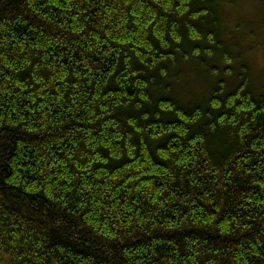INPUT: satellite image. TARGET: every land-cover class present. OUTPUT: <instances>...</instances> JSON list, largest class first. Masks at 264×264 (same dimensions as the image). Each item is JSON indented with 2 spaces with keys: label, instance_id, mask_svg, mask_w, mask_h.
<instances>
[{
  "label": "trees",
  "instance_id": "16d2710c",
  "mask_svg": "<svg viewBox=\"0 0 264 264\" xmlns=\"http://www.w3.org/2000/svg\"><path fill=\"white\" fill-rule=\"evenodd\" d=\"M222 4L0 0V264H264V92Z\"/></svg>",
  "mask_w": 264,
  "mask_h": 264
},
{
  "label": "clouds",
  "instance_id": "9594fccd",
  "mask_svg": "<svg viewBox=\"0 0 264 264\" xmlns=\"http://www.w3.org/2000/svg\"><path fill=\"white\" fill-rule=\"evenodd\" d=\"M222 10L226 37L238 42V50L243 53L241 62L249 65V86L255 92H264V0H239L235 5L231 0H223ZM239 15L259 21L256 24V35L237 34L234 21Z\"/></svg>",
  "mask_w": 264,
  "mask_h": 264
},
{
  "label": "rangeland",
  "instance_id": "374dc122",
  "mask_svg": "<svg viewBox=\"0 0 264 264\" xmlns=\"http://www.w3.org/2000/svg\"><path fill=\"white\" fill-rule=\"evenodd\" d=\"M237 3L239 2V0H235ZM225 22V21H224ZM259 23V21H254L249 19L248 17L244 16V15H239L236 17L235 21H234V27L237 31L238 35H243V34H248V35H256V24ZM225 39L226 37V30L223 31ZM227 43L229 44V46L234 50V53H242V51H239L237 49H239V44L238 42H236L235 40H230L227 38ZM236 51V52H235ZM243 54V53H242ZM216 67L218 68H222L224 67L221 64H215ZM238 71V67L235 66L233 67V72L234 74ZM173 74V73H172ZM175 74V73H174ZM173 76V75H172ZM187 80L186 82V86L185 88L183 87V89H177L174 90L173 95L175 97H179V99L181 100H185L188 98V95H195V97L198 95V93L201 91L200 87L194 83V77H186L184 76ZM231 85V84H230ZM199 88V89H198ZM251 88V86H250ZM202 91H206L205 88H201ZM209 89H207L208 92Z\"/></svg>",
  "mask_w": 264,
  "mask_h": 264
}]
</instances>
